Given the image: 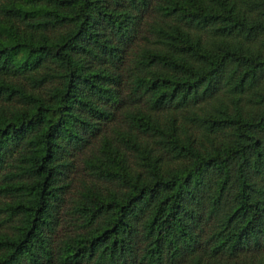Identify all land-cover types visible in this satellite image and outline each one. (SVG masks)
<instances>
[{
    "label": "trees",
    "instance_id": "obj_1",
    "mask_svg": "<svg viewBox=\"0 0 264 264\" xmlns=\"http://www.w3.org/2000/svg\"><path fill=\"white\" fill-rule=\"evenodd\" d=\"M0 264H264V0H0Z\"/></svg>",
    "mask_w": 264,
    "mask_h": 264
},
{
    "label": "rangeland",
    "instance_id": "obj_2",
    "mask_svg": "<svg viewBox=\"0 0 264 264\" xmlns=\"http://www.w3.org/2000/svg\"><path fill=\"white\" fill-rule=\"evenodd\" d=\"M79 162H80V160H79ZM79 162H78V161L76 162V165H77V166H76V171L80 168V163H79ZM82 175H83V174H82V171H80V169H79L78 172H77V176H81V177H82ZM77 179H78V178L76 177V178H75V181H76L75 185L78 184V183H77Z\"/></svg>",
    "mask_w": 264,
    "mask_h": 264
}]
</instances>
